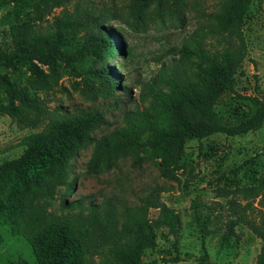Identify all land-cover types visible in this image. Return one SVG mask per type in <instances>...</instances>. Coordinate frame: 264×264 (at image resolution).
Segmentation results:
<instances>
[{"label":"trees","instance_id":"obj_1","mask_svg":"<svg viewBox=\"0 0 264 264\" xmlns=\"http://www.w3.org/2000/svg\"><path fill=\"white\" fill-rule=\"evenodd\" d=\"M37 1L44 0H0V10L13 3ZM67 1L73 8L55 18L52 33L44 35L27 25L17 26L12 47H0V67L34 64L38 87L48 89L49 82L34 62L49 65L55 83L63 62L73 76L82 78L72 83L75 90L92 102L102 97L114 99L118 106L123 103L119 93L125 86L119 84L116 73L106 64L108 55L121 53L105 27L114 10L113 1ZM253 2L131 0L130 8L140 16L154 5L152 21L156 20L161 27L167 23L185 27L193 14L196 27L179 45L157 57L158 69L141 83L139 102L122 113L119 125L96 137L97 132L108 126L100 109L67 111L45 132L24 139L26 148L21 157L0 164V220L31 243L38 264H158L157 260L145 262L143 254L156 247L157 232L162 227L168 230V240L175 250L162 261L166 264L185 261L178 252L181 217L161 200L162 188H155L137 206L113 202L105 206L87 205L84 198L80 202H66L61 212L50 211L37 201L31 189L40 186L47 176L53 184H63L70 161L89 145L94 146L91 165L95 168H111L118 159L128 156L143 161L156 155L160 177L177 181L189 140L202 142L216 134L235 137L261 130L264 101L257 97L248 98L256 111L244 121L228 126L213 119L220 98L235 90L237 73L246 58L245 45L235 47L231 38L237 35L239 40L243 39L242 29ZM80 35L85 37L84 42L71 48L70 37ZM212 40L222 47L217 48ZM88 60L93 61L92 66L83 73L77 64ZM98 63L105 66L99 67ZM0 87L7 91L11 104L0 106V111L11 118L19 117L21 111L44 113L40 102L28 90L15 89L9 79L1 76ZM16 101L21 103L18 108L14 107ZM17 188H23L24 195L20 196ZM253 190L257 188H250ZM201 205L194 202L192 208L197 210ZM152 210L159 211L157 220L150 217ZM254 210L252 203L232 207L224 222V240L239 238L237 228L247 227L262 241L256 264H264V210L257 217ZM195 213V221L203 227L213 220L212 213L204 216ZM196 264H213L205 249Z\"/></svg>","mask_w":264,"mask_h":264},{"label":"rangeland","instance_id":"obj_2","mask_svg":"<svg viewBox=\"0 0 264 264\" xmlns=\"http://www.w3.org/2000/svg\"><path fill=\"white\" fill-rule=\"evenodd\" d=\"M112 1L114 10L108 15L109 21L105 27L121 53L108 55L106 64L116 73L119 84L125 86L119 93L123 103L117 106L114 99L102 97H98L95 102L90 101L73 88L72 83L80 82L82 78L73 76L71 69L63 62L58 67V83H55L49 65L34 62L42 72V77L49 82L48 89L38 87L39 76L34 64L0 67L1 77L9 79L17 90H28L45 110L42 114L21 111L15 119L0 111V164L21 157L26 148L24 139L45 132L67 111L88 107L100 109L105 114L108 126L97 132L96 137L106 134L108 128L119 125L122 113L139 102L141 83L158 69L157 57L168 48L179 45L182 38L196 27L194 14L185 27L169 23L161 27L156 20L152 21L154 5L140 16L130 8L131 0ZM72 8L73 4L67 0L13 3L2 8L0 47H12L13 32L17 26L27 25L44 35L52 33L55 18ZM237 37L234 35L231 38V44L235 47L244 44L246 58L237 73L235 90L226 92L220 98L213 118L228 126L254 115L256 107L248 98L257 97L264 101V0H254L242 29L243 39ZM70 39L73 48L84 42L85 37L80 35ZM211 42L217 48L222 47L216 40ZM222 43L225 45L224 41ZM92 62L88 60L77 65L84 73L92 66ZM97 66L105 65L98 63ZM10 105L7 91L0 87V106ZM19 106L21 103L16 101L14 107ZM93 148V145H89L70 161L63 184L55 185L47 176L40 186L31 189L37 201L53 212H61L66 202H80L84 198L87 205L105 206L113 202L137 206L159 187L163 190V203L181 217L178 252L185 261L178 264H196L204 249L213 264L257 263L262 241L247 227L240 225L236 230L239 238L226 242L224 222L234 206L252 203L256 209L253 215L256 217L260 210H264V127L235 137L216 134L202 142L189 140L177 181L160 177L156 165L159 158L156 155L143 161L128 156L118 159L111 168H95L91 165ZM252 187L257 190L250 191ZM16 191L20 196L24 195L23 188H17ZM194 202L202 204L201 207L193 210ZM195 211L201 216L212 213V222L206 227L198 224ZM150 217L157 220L159 211L152 210ZM167 232L166 228L158 229L157 245L144 252L145 262L157 260L158 264H166L162 258L175 253ZM23 261L26 264H38L34 247L0 220V264H19Z\"/></svg>","mask_w":264,"mask_h":264}]
</instances>
